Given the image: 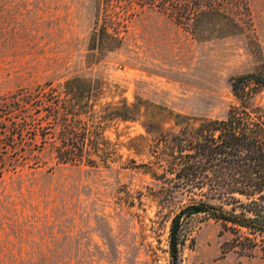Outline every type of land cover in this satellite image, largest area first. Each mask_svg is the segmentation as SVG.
Masks as SVG:
<instances>
[{
  "label": "rangeland",
  "instance_id": "374dc122",
  "mask_svg": "<svg viewBox=\"0 0 264 264\" xmlns=\"http://www.w3.org/2000/svg\"><path fill=\"white\" fill-rule=\"evenodd\" d=\"M250 6L247 37L199 41L146 9L127 21L121 47L103 52L90 50L100 0H0V97L80 76L102 81L101 105L138 111L137 121L104 124L109 167L62 164L47 148L4 172L0 264H170L171 221L186 197L164 200L145 166L157 140L145 127L173 128L177 114L226 116L231 78L264 69V0ZM186 229L181 264H264V235L246 257L225 244L236 236L221 221L196 215Z\"/></svg>",
  "mask_w": 264,
  "mask_h": 264
},
{
  "label": "trees",
  "instance_id": "16d2710c",
  "mask_svg": "<svg viewBox=\"0 0 264 264\" xmlns=\"http://www.w3.org/2000/svg\"><path fill=\"white\" fill-rule=\"evenodd\" d=\"M168 16L196 40L254 33L250 0H100L90 50L110 52L123 44L127 21L145 11ZM235 102L223 118L199 119L177 114L174 127L151 131L157 140L148 166L161 182L164 200L186 197L171 221L170 264H181L187 223L196 215L221 221L236 237L240 255L253 257L264 235V69L231 78ZM102 81L75 76L0 97V177L28 153L49 148L62 164L99 167L106 152L107 121H137L126 101L101 105ZM175 128V129H174ZM230 224V226H228ZM244 229L245 234L240 230ZM223 255L228 251L222 247Z\"/></svg>",
  "mask_w": 264,
  "mask_h": 264
}]
</instances>
